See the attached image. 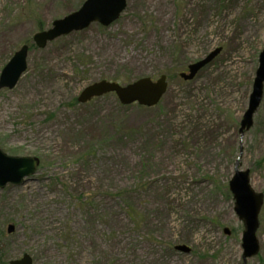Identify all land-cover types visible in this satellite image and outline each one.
<instances>
[{
	"label": "rangeland",
	"instance_id": "1",
	"mask_svg": "<svg viewBox=\"0 0 264 264\" xmlns=\"http://www.w3.org/2000/svg\"><path fill=\"white\" fill-rule=\"evenodd\" d=\"M85 1L0 0V72L33 46L16 87L0 91V150L40 161L0 188V264L24 254L33 264H242L228 188L236 160L263 195L247 264H264V84L252 127L238 133L264 50V0H126L109 27L33 44ZM216 49L192 80L180 77ZM161 75L167 90L150 109L114 94L77 102L99 81Z\"/></svg>",
	"mask_w": 264,
	"mask_h": 264
},
{
	"label": "water",
	"instance_id": "2",
	"mask_svg": "<svg viewBox=\"0 0 264 264\" xmlns=\"http://www.w3.org/2000/svg\"><path fill=\"white\" fill-rule=\"evenodd\" d=\"M125 9L126 0H86L78 11L63 19L55 20L50 29L36 33L32 38L33 44L42 49L47 43L72 32L87 29L94 23L102 27H109L119 19ZM28 51L27 45L21 46L3 67L0 72V91L12 90L16 87L19 79L26 72ZM219 52L220 49H216L201 61L189 65L187 73H181L180 77L184 81L192 80ZM263 84L264 50L259 54L258 68L249 96L248 107L240 122L238 130L240 137H243L244 132L253 125V115L262 99ZM166 90L167 82L164 75H161L156 81L146 77L124 86L115 82L99 81L86 87L77 97V102L85 104L94 98L114 94L123 106L137 104L152 108L158 105ZM241 153L240 149V155ZM39 164L40 161L36 157H11L0 150V188L3 189L7 184L21 185L36 173ZM228 188L234 200V212L244 224L241 239L242 264H247V259L256 256L259 252L256 231L259 226L258 215L263 204V195L252 189L249 171L241 170L238 160L234 164V172L228 183ZM7 232L12 233L13 226H9ZM224 233L228 235L229 231L224 229ZM175 250L185 254L190 252V249L185 246H176ZM8 264H33V261L29 255L24 254L20 259L11 260Z\"/></svg>",
	"mask_w": 264,
	"mask_h": 264
},
{
	"label": "trees",
	"instance_id": "3",
	"mask_svg": "<svg viewBox=\"0 0 264 264\" xmlns=\"http://www.w3.org/2000/svg\"><path fill=\"white\" fill-rule=\"evenodd\" d=\"M32 48H33V46L32 45H29V49H32ZM131 215H132V218L135 217V215L133 213H131Z\"/></svg>",
	"mask_w": 264,
	"mask_h": 264
}]
</instances>
